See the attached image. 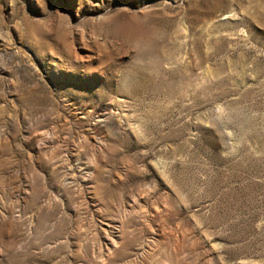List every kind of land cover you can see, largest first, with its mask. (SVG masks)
<instances>
[{"label":"rangeland","instance_id":"374dc122","mask_svg":"<svg viewBox=\"0 0 264 264\" xmlns=\"http://www.w3.org/2000/svg\"><path fill=\"white\" fill-rule=\"evenodd\" d=\"M0 264H264V0H0Z\"/></svg>","mask_w":264,"mask_h":264}]
</instances>
